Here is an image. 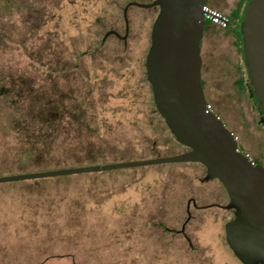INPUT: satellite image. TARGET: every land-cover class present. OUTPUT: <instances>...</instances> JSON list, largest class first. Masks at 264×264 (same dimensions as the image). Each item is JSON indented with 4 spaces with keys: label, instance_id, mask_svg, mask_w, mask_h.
I'll list each match as a JSON object with an SVG mask.
<instances>
[{
    "label": "rangeland",
    "instance_id": "obj_1",
    "mask_svg": "<svg viewBox=\"0 0 264 264\" xmlns=\"http://www.w3.org/2000/svg\"><path fill=\"white\" fill-rule=\"evenodd\" d=\"M22 1L0 15V176L186 151L163 128L144 77L159 8L131 6L132 38L110 37L94 53L109 27L123 33V0ZM240 3L244 12L249 0ZM207 5L229 16L235 0ZM243 12L230 28L206 21L214 70L205 59L202 85L239 149L264 163L262 116L242 36L232 32L241 34ZM203 172L200 163L172 162L0 182V264H239L222 232L232 214L196 208L228 198ZM189 213L190 242L176 232Z\"/></svg>",
    "mask_w": 264,
    "mask_h": 264
},
{
    "label": "water",
    "instance_id": "obj_2",
    "mask_svg": "<svg viewBox=\"0 0 264 264\" xmlns=\"http://www.w3.org/2000/svg\"><path fill=\"white\" fill-rule=\"evenodd\" d=\"M207 4L208 0H155L145 5L159 6L144 61L149 98L172 136L188 150L152 159L1 175L0 182L170 162L200 163L202 180H219L229 195L224 207L233 209V214L222 229L226 248L239 264H264V165L254 164L239 149L237 137L208 107L202 85ZM244 17L241 34L249 93L257 97L264 113V0H249Z\"/></svg>",
    "mask_w": 264,
    "mask_h": 264
},
{
    "label": "flooded vegetation",
    "instance_id": "obj_3",
    "mask_svg": "<svg viewBox=\"0 0 264 264\" xmlns=\"http://www.w3.org/2000/svg\"><path fill=\"white\" fill-rule=\"evenodd\" d=\"M154 1L155 0H152L151 2L145 3V2H140V1H137V0H123L122 1L123 3L120 5V8H121V17H122L123 25H124V27H123V29H124L123 30V33H121L117 28L109 27L105 31V33H104V35L102 37V40L100 42V45L93 49L94 53H98L99 50L102 47H104L105 42L108 39H110V37L111 38H114L116 40H119L120 42H123L126 45V43L128 42V40L132 38V33H131V28H130V22H129V14H128L130 7L135 5V6H138V7H141V8H155L157 10L159 8L158 5H155V6H145V5L151 4ZM22 2H23L22 0H0V15H2V14H10L16 6L22 7V5H21ZM240 2H241V0H235V7L231 11L232 12V15L236 11V9H237L238 5L240 4ZM113 3L116 4L117 3L116 0H114ZM232 15H229V23H228V25H230L231 22H232V19H231L232 18ZM77 27L78 26H76L75 29H77ZM205 28H206V25H205ZM204 32H205V30H204ZM202 41H203V39H202ZM201 44L203 46V43L202 42H201ZM84 55H85V51H83L81 53H78V56H84ZM256 108L259 111V108L260 107H258V105H256ZM158 116L163 121V123H162L163 128H166L170 132V130H169V128H168V126H167V124L165 122V119L159 113H158ZM263 118L264 117H261L259 119L258 118H255V120L258 123H260V121H261V123L264 125V119ZM239 139L240 138L237 137L238 147H239ZM174 141H175L174 144L179 143L177 140H174ZM179 144H181V143H179ZM185 148H186V150H188V148L186 146H185ZM246 154L250 157V159L252 160V162L254 164H263L264 165V163L262 161V157L263 156H261L260 158H255V157H253L252 155H250L248 153H246ZM155 158H159V157H155ZM170 163H172V162H170ZM228 203H229V195H228L227 201L225 203H218V204L217 203H206V204H203V205H196V208L197 209H205V208H209V207H219V208H221L223 210H226L229 213L233 214V209H227V208L224 207ZM188 217H189V219L187 218V220L184 222V224H182L181 228L179 230H177L176 232L178 234L183 235L186 238V240H188V242H190L191 240L188 237V235L186 234V226H187V224L189 223V221L192 218L191 213H189Z\"/></svg>",
    "mask_w": 264,
    "mask_h": 264
},
{
    "label": "built area",
    "instance_id": "obj_4",
    "mask_svg": "<svg viewBox=\"0 0 264 264\" xmlns=\"http://www.w3.org/2000/svg\"><path fill=\"white\" fill-rule=\"evenodd\" d=\"M204 15H205V20L210 21L219 27H227L229 23V16L221 11L215 10L211 8L208 5L204 6ZM208 107L212 109V106L209 104Z\"/></svg>",
    "mask_w": 264,
    "mask_h": 264
},
{
    "label": "trees",
    "instance_id": "obj_5",
    "mask_svg": "<svg viewBox=\"0 0 264 264\" xmlns=\"http://www.w3.org/2000/svg\"><path fill=\"white\" fill-rule=\"evenodd\" d=\"M241 4V3H240ZM238 5V7H237V9H236V11L233 13V15H232V17L233 16H238V18H240V15H241V13L243 12V6L242 5ZM245 11H246V9L244 10V12L243 13H245ZM207 21V20H206ZM210 22V21H209ZM207 23V22H206ZM211 23V25H216V24H214V23H212V22H210ZM230 28V25H227V27H225V28ZM221 28H223V27H221ZM233 33H234V40H237V39H239V35H241L242 36V34H240V32H239V30H237V32H236V30H233L232 31ZM231 32V33H232ZM238 36V37H237ZM241 41H242V44H243V40H242V38H241ZM248 69V68H247ZM250 88V87H249ZM248 88V89H249ZM254 102L256 103L255 105H258L257 104V97L256 96H254ZM208 104H210L211 105V103L210 102H208ZM212 106V105H211ZM258 107H259V105H258ZM259 112H260V114H261V116L262 117H264V113L262 112V110H261V108H259ZM260 123H261V121H260ZM26 144H28L27 146H29V147H31V148H29V149H32L33 147H35V142H27ZM31 145H33V146H31ZM31 151L29 150L28 151V153H30ZM25 153V152H24ZM37 153V152H36ZM36 153H35V155H36ZM38 159H41V156L38 158ZM14 169H12V168H10V169H8V170H6V171H13Z\"/></svg>",
    "mask_w": 264,
    "mask_h": 264
},
{
    "label": "crops",
    "instance_id": "obj_6",
    "mask_svg": "<svg viewBox=\"0 0 264 264\" xmlns=\"http://www.w3.org/2000/svg\"><path fill=\"white\" fill-rule=\"evenodd\" d=\"M211 8H213V9H215V10H218V11H221V10H219V8H218V6H214V7H211ZM211 28H214V25H211ZM222 29H224V28H222ZM231 36V35H230ZM232 37V36H231ZM234 38V37H233ZM226 40H228V39H226ZM230 40V39H229ZM210 46H212V45H210ZM208 47L207 49H205V46L203 45L202 46V57H203V66H204V63H205V59H206V62H207V64H206V66H207V71H211V70H214V69H211L212 67H211V52H212V48L211 47ZM213 47H214V45H213ZM202 69H203V67H202ZM208 75H209V72H208Z\"/></svg>",
    "mask_w": 264,
    "mask_h": 264
}]
</instances>
